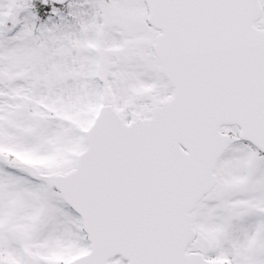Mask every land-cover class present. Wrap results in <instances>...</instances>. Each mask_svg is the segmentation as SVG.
Segmentation results:
<instances>
[{
    "label": "snow or ice",
    "instance_id": "snow-or-ice-1",
    "mask_svg": "<svg viewBox=\"0 0 264 264\" xmlns=\"http://www.w3.org/2000/svg\"><path fill=\"white\" fill-rule=\"evenodd\" d=\"M0 264H264V0H0Z\"/></svg>",
    "mask_w": 264,
    "mask_h": 264
}]
</instances>
